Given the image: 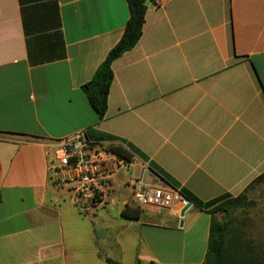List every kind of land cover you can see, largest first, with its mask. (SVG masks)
Wrapping results in <instances>:
<instances>
[{
    "label": "crops",
    "instance_id": "0c3cea01",
    "mask_svg": "<svg viewBox=\"0 0 264 264\" xmlns=\"http://www.w3.org/2000/svg\"><path fill=\"white\" fill-rule=\"evenodd\" d=\"M58 5L66 58L32 65L46 17L0 0V264H202L207 212L264 174V0H152L140 42L113 63L102 121L82 86L121 39L127 0ZM78 132L132 155L118 168L93 154L114 174L86 215L50 171L51 145ZM144 164L191 207L125 218L132 181L163 182Z\"/></svg>",
    "mask_w": 264,
    "mask_h": 264
},
{
    "label": "trees",
    "instance_id": "16d2710c",
    "mask_svg": "<svg viewBox=\"0 0 264 264\" xmlns=\"http://www.w3.org/2000/svg\"><path fill=\"white\" fill-rule=\"evenodd\" d=\"M152 0H127L130 18L125 26L119 42L109 51L105 60L98 67L92 79L82 86L91 108L97 113L100 121L104 120L108 111V100L114 81L113 63L125 53L134 49L143 36L148 5ZM23 13L26 8L46 17L47 27L41 28L46 34L38 35L39 48L32 51L29 48V59L32 65L52 63L66 58L61 18L58 0H20ZM25 31H28V23L24 18ZM49 31V33H48ZM44 43H43V42ZM18 135V134H13ZM28 139L34 136L21 135ZM111 150L117 156L131 160V153L122 147H114ZM143 157V156H142ZM148 167L163 182L179 189L170 183L168 177L158 171H154L151 165ZM264 180V174L255 179L246 190L237 197L228 198L207 213L211 215V224L208 240L207 254L202 264H264V250L254 244L252 240L245 238L244 233L235 228L231 220H220L218 214L229 215L231 211L247 204L246 192L255 183ZM180 190V189H179ZM181 191V190H180ZM182 193V191H181ZM183 194V193H182ZM141 210L127 207L123 216L130 220L139 219ZM108 264H119L106 259ZM154 264V263H150Z\"/></svg>",
    "mask_w": 264,
    "mask_h": 264
},
{
    "label": "built area",
    "instance_id": "2783aa9c",
    "mask_svg": "<svg viewBox=\"0 0 264 264\" xmlns=\"http://www.w3.org/2000/svg\"><path fill=\"white\" fill-rule=\"evenodd\" d=\"M51 147V176L56 184L70 189L74 206L85 215L104 208L111 191L114 172L109 167V162L93 160L92 156L106 152L112 156V163L118 168L129 166L127 160L107 147L90 144L83 132L58 140ZM148 168V164L143 165V174ZM131 188L134 204L140 210H165L178 205L186 208L190 203L179 189L165 182L149 183L144 175L132 181Z\"/></svg>",
    "mask_w": 264,
    "mask_h": 264
},
{
    "label": "rangeland",
    "instance_id": "374dc122",
    "mask_svg": "<svg viewBox=\"0 0 264 264\" xmlns=\"http://www.w3.org/2000/svg\"><path fill=\"white\" fill-rule=\"evenodd\" d=\"M247 204L229 215L218 214L220 220H231L245 238L264 250V180L253 183L246 192Z\"/></svg>",
    "mask_w": 264,
    "mask_h": 264
},
{
    "label": "water",
    "instance_id": "95a60500",
    "mask_svg": "<svg viewBox=\"0 0 264 264\" xmlns=\"http://www.w3.org/2000/svg\"><path fill=\"white\" fill-rule=\"evenodd\" d=\"M191 207V204L189 203V205L185 208L184 212L189 209Z\"/></svg>",
    "mask_w": 264,
    "mask_h": 264
}]
</instances>
